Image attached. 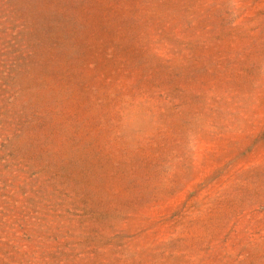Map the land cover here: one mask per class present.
Masks as SVG:
<instances>
[{
	"label": "rangeland",
	"instance_id": "obj_1",
	"mask_svg": "<svg viewBox=\"0 0 264 264\" xmlns=\"http://www.w3.org/2000/svg\"><path fill=\"white\" fill-rule=\"evenodd\" d=\"M0 264H264V0H0Z\"/></svg>",
	"mask_w": 264,
	"mask_h": 264
}]
</instances>
